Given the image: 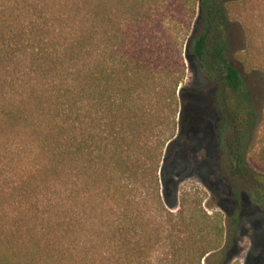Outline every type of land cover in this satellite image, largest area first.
Here are the masks:
<instances>
[{
  "label": "trees",
  "instance_id": "trees-1",
  "mask_svg": "<svg viewBox=\"0 0 264 264\" xmlns=\"http://www.w3.org/2000/svg\"><path fill=\"white\" fill-rule=\"evenodd\" d=\"M246 2L0 0V155L14 169L0 191L14 222L8 234L0 229V264L228 256L240 203L227 230L200 191L181 189L191 127L180 86L185 51L216 87L219 145L232 174L257 178L249 196L264 209V173L248 160L250 94L227 57L230 17ZM174 8L188 17L180 27Z\"/></svg>",
  "mask_w": 264,
  "mask_h": 264
},
{
  "label": "rangeland",
  "instance_id": "rangeland-1",
  "mask_svg": "<svg viewBox=\"0 0 264 264\" xmlns=\"http://www.w3.org/2000/svg\"><path fill=\"white\" fill-rule=\"evenodd\" d=\"M246 1L244 5L237 7L230 17L227 57L244 77L251 99L249 109L254 111V116L247 117L254 127L248 141L249 164L256 172L264 173V0ZM237 9H242L245 16H238ZM171 14L182 17V20L179 19L174 24L176 27H180L179 23L188 18L184 16V10L179 14V10L174 8ZM242 17L246 19L245 23ZM247 21L250 33L246 28ZM201 23L202 11L199 5L191 23V36L198 33ZM184 53L186 75L180 87L185 89L190 106L191 136L186 151V171L189 177L182 183L181 189L200 191L196 195L203 197L205 210L209 214L220 212L227 230L238 204L241 205L240 222L232 251L228 256L221 250L217 251L209 258H204L202 263L264 264V209L255 205L249 196L251 187L258 186L257 178L250 175L236 178L232 174L231 161L222 153L219 145L217 131L220 112L214 100L216 87L202 74L197 60ZM9 159L6 154L0 155V191H6L12 185L10 176L14 169ZM4 196L0 193V229L5 235L14 226V222L9 216L10 204L6 207L2 205L7 198Z\"/></svg>",
  "mask_w": 264,
  "mask_h": 264
}]
</instances>
